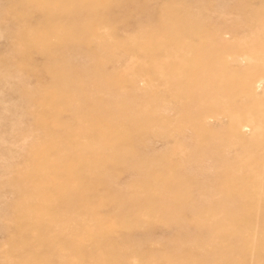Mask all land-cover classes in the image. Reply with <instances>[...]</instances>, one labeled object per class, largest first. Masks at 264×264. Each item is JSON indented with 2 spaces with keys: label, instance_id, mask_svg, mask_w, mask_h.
<instances>
[{
  "label": "rangeland",
  "instance_id": "374dc122",
  "mask_svg": "<svg viewBox=\"0 0 264 264\" xmlns=\"http://www.w3.org/2000/svg\"><path fill=\"white\" fill-rule=\"evenodd\" d=\"M0 264H264V0H0Z\"/></svg>",
  "mask_w": 264,
  "mask_h": 264
},
{
  "label": "bare ground",
  "instance_id": "6f19581e",
  "mask_svg": "<svg viewBox=\"0 0 264 264\" xmlns=\"http://www.w3.org/2000/svg\"><path fill=\"white\" fill-rule=\"evenodd\" d=\"M157 90V89H156Z\"/></svg>",
  "mask_w": 264,
  "mask_h": 264
}]
</instances>
